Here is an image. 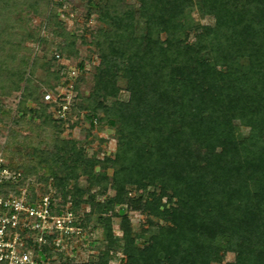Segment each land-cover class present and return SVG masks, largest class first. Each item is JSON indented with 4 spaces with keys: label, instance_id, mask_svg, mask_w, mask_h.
Here are the masks:
<instances>
[{
    "label": "trees",
    "instance_id": "1",
    "mask_svg": "<svg viewBox=\"0 0 264 264\" xmlns=\"http://www.w3.org/2000/svg\"><path fill=\"white\" fill-rule=\"evenodd\" d=\"M22 1L0 0V122L2 100L21 90L13 122L28 135L12 131L7 151L17 162L3 158L23 177L51 182L56 210L69 206L78 216L87 197L107 246L86 264H110L112 219L125 212L114 209L123 205L147 215L148 227H121L120 264H264V0H97L91 43L99 64L86 97L75 92L84 77L71 75L83 63L60 64L79 55L77 35L58 11L64 5L32 0L31 8L52 9L48 29L59 41L42 57L52 61L42 84L53 95L71 87L64 120L54 112L67 93L57 103L44 100L35 79L42 58L30 62L22 54L24 38L37 40L16 31ZM85 110L91 126L114 129L112 160L87 157L73 140L62 149L58 134ZM108 163L111 176L96 171ZM42 253L52 264H76L56 260L63 255L53 249ZM227 254L233 260L222 263Z\"/></svg>",
    "mask_w": 264,
    "mask_h": 264
},
{
    "label": "rangeland",
    "instance_id": "2",
    "mask_svg": "<svg viewBox=\"0 0 264 264\" xmlns=\"http://www.w3.org/2000/svg\"><path fill=\"white\" fill-rule=\"evenodd\" d=\"M61 1L63 7L58 10L63 13L64 17L62 21L64 22L68 30L74 31L77 35V49L79 55L77 58L69 57L65 58V63L68 68L76 67L78 69L79 64L83 63V70L77 71L76 74L82 75L84 77L82 84L78 90H75L76 96L86 97L90 93L92 86V75L94 68L99 64L98 55L96 50L92 46L93 34L99 27L97 22L98 6L97 0H52V2ZM129 3H135V0H128ZM32 3L22 1V6H20L16 11V18L20 19L16 27V31L21 35L24 31L30 33H36L37 40H27L24 38L22 43V54L30 58V62H34L35 59H40L44 55L52 51L54 45L58 43V39L54 38L50 30L48 29V16L50 7L41 4L38 10L28 6ZM66 4V5H65ZM33 6V5H32ZM35 9V11L33 10ZM72 16V17H71ZM195 18L200 21L201 24H211L212 20L210 18L200 19L197 15ZM23 23V24H21ZM22 29V31H21ZM23 36V34H22ZM21 38V37H20ZM47 39L48 43L42 44L38 40ZM50 55L45 58L40 59L39 66L35 73V79L37 82L40 80L42 92H48L49 89L43 83L44 77L51 68ZM51 86H56V81L54 79L49 80ZM124 83L121 82L122 92L120 98L125 100L127 98V93L124 90ZM69 90V89H68ZM68 90H63L68 95ZM74 96V95H73ZM21 99V90L13 91L8 97L2 100V119L0 122V154L8 158L10 161L16 163L17 159L10 155L7 151L9 147V136L12 131H16L21 137L27 136L28 134L14 127L13 120L18 116L17 108ZM92 112L89 110L82 111L72 118V127L66 126L63 128L61 133L58 134L60 145L62 149L66 150L69 148V142L71 140L75 141L79 146H83L84 152L87 157H95L97 160L103 162L106 158L112 160L116 148L115 131L110 128L107 124L99 123L98 121L91 126L90 117ZM102 113L97 114V118H102ZM35 124V123H34ZM264 136V133L261 134ZM19 140H21L19 138ZM16 147H13L14 149ZM11 149V150H12ZM96 171L99 173H105L111 176L112 170L111 165L108 163L105 167L97 166ZM21 175V174H20ZM62 175V173H60ZM82 187H86L85 177H81L79 181ZM19 188L27 190L31 193V189L34 195H41L44 193L50 194L52 197L56 195V191L53 188L51 182L45 183L38 182L35 177H23L20 176ZM17 189V188H16ZM97 190L92 189V193L96 194ZM142 192H132L131 196L137 198ZM110 195H113L112 191H109ZM87 198V197H86ZM81 203L80 210L78 212L79 221L84 224L82 235L79 238L73 239L71 246L65 247L63 250H55L56 253L60 252L63 258L60 259L59 255L54 256L56 260L60 261H72L76 264H86L91 260H95L100 252L105 251L107 242L102 233V225L98 224L97 217L91 213L90 204L86 201ZM97 201L104 200V197L97 195ZM123 207L125 209L123 216H113L112 219V233L113 239L116 244L110 251V264H120L121 261L125 259L122 253V226L129 225L132 227L134 232H140L142 229L148 227V216L127 208L125 205L116 206L114 212L117 213L118 210ZM109 216H112V212H109ZM69 247L71 249H69ZM233 260L231 254H227L222 263H227Z\"/></svg>",
    "mask_w": 264,
    "mask_h": 264
},
{
    "label": "built area",
    "instance_id": "3",
    "mask_svg": "<svg viewBox=\"0 0 264 264\" xmlns=\"http://www.w3.org/2000/svg\"><path fill=\"white\" fill-rule=\"evenodd\" d=\"M61 17H64L63 13ZM60 64L68 68L65 61L61 60ZM75 74L71 72V75ZM68 89L69 95L54 112L55 118L60 120L66 119L70 109L71 87ZM62 93L47 92L44 100L57 103ZM20 176L7 167L0 154V264H52L42 251H59L64 245L71 246L72 240L79 238L83 229L69 206L56 210L50 194L33 195L19 188ZM14 188H17V194L13 192Z\"/></svg>",
    "mask_w": 264,
    "mask_h": 264
}]
</instances>
